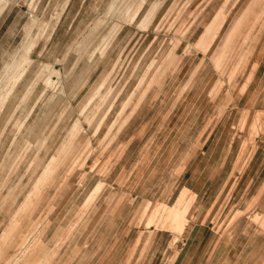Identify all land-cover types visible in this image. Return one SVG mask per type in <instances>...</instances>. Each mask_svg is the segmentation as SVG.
Returning a JSON list of instances; mask_svg holds the SVG:
<instances>
[{"label": "rangeland", "instance_id": "1", "mask_svg": "<svg viewBox=\"0 0 264 264\" xmlns=\"http://www.w3.org/2000/svg\"><path fill=\"white\" fill-rule=\"evenodd\" d=\"M0 264H264V0H0Z\"/></svg>", "mask_w": 264, "mask_h": 264}, {"label": "bare ground", "instance_id": "2", "mask_svg": "<svg viewBox=\"0 0 264 264\" xmlns=\"http://www.w3.org/2000/svg\"><path fill=\"white\" fill-rule=\"evenodd\" d=\"M180 199H181V197H180ZM183 199H184V198H183ZM178 200H179V199H178ZM179 216H180V213H175V214H174V219H175V221L178 220Z\"/></svg>", "mask_w": 264, "mask_h": 264}, {"label": "crops", "instance_id": "3", "mask_svg": "<svg viewBox=\"0 0 264 264\" xmlns=\"http://www.w3.org/2000/svg\"><path fill=\"white\" fill-rule=\"evenodd\" d=\"M253 156V155H252Z\"/></svg>", "mask_w": 264, "mask_h": 264}]
</instances>
